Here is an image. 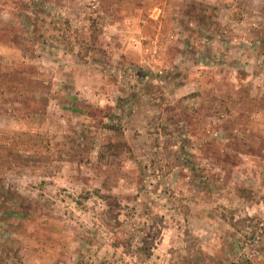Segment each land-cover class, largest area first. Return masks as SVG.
<instances>
[{"label": "rangeland", "instance_id": "374dc122", "mask_svg": "<svg viewBox=\"0 0 264 264\" xmlns=\"http://www.w3.org/2000/svg\"><path fill=\"white\" fill-rule=\"evenodd\" d=\"M1 77L0 264H264V0H0Z\"/></svg>", "mask_w": 264, "mask_h": 264}, {"label": "trees", "instance_id": "16d2710c", "mask_svg": "<svg viewBox=\"0 0 264 264\" xmlns=\"http://www.w3.org/2000/svg\"><path fill=\"white\" fill-rule=\"evenodd\" d=\"M28 70H30V69H28ZM32 71V70H31ZM9 73V72H8ZM7 73V74H8ZM10 74V73H9ZM1 75H2V73H1ZM17 75V72L16 71H13L12 72V74H11V76L13 77L12 79H15V76ZM18 76V75H17ZM17 78V77H16ZM12 79H10V80H12ZM21 79V81L22 80H24V78L23 77H20L19 78V80ZM19 82V81H18ZM36 86H38L39 84H40V81H37L36 83ZM14 86V87H13ZM13 86H10L8 83H5L4 82V79H2V77L0 78V111H3V110H7V107L5 106L6 104L5 103H7V102H5V100H6V98H7V101L9 100V102H10V98H8V95L10 94V93H12V92H16V93H18V95L17 96H19L20 95V99H21V96L22 95H25V92H24V88H23V91L20 89V91L19 90H16V91H14L13 90V88H16V86L15 85H13ZM25 97H27V96H24V99H22L20 102H24L25 100H26V98ZM22 98H23V96H22ZM33 99H32V101H34V100H36V103H38L39 104V101H48V98L47 97H44V95H38V96H36L35 95V97H32ZM20 99H18V100H20ZM17 100V101H18ZM5 102V103H4ZM14 104H16V102L14 103ZM37 108H39L38 107V105H36V107H34V106H28V109H31V111H35ZM15 110V109H14ZM21 110V109H20ZM110 126V125H109Z\"/></svg>", "mask_w": 264, "mask_h": 264}, {"label": "built area", "instance_id": "2783aa9c", "mask_svg": "<svg viewBox=\"0 0 264 264\" xmlns=\"http://www.w3.org/2000/svg\"><path fill=\"white\" fill-rule=\"evenodd\" d=\"M157 51L155 50V53H156Z\"/></svg>", "mask_w": 264, "mask_h": 264}]
</instances>
